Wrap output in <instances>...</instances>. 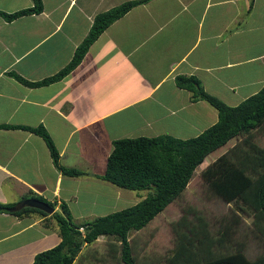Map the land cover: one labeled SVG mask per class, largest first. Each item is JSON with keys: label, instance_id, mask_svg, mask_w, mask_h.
Listing matches in <instances>:
<instances>
[{"label": "crops", "instance_id": "obj_1", "mask_svg": "<svg viewBox=\"0 0 264 264\" xmlns=\"http://www.w3.org/2000/svg\"><path fill=\"white\" fill-rule=\"evenodd\" d=\"M41 1L40 13L12 21L0 15V124L44 126L60 164L84 174L61 173L39 135L0 129L2 203L34 194L53 202L54 212L65 202L71 214L70 208L81 206L78 199L96 204L95 190L88 186L87 195H80L78 181H106L99 176L114 139L160 134L186 139L214 124L216 109L192 101L176 76H195L231 106L264 85V0H150L110 24L61 80L25 86L8 72L28 81L54 75L70 61L94 16L128 0ZM32 5V0H0V11ZM194 114L205 124L190 133ZM174 116L185 126H171ZM106 183L114 189L98 204L122 209L124 191ZM51 219L49 213H0V264H30L36 253L59 243Z\"/></svg>", "mask_w": 264, "mask_h": 264}, {"label": "trees", "instance_id": "obj_2", "mask_svg": "<svg viewBox=\"0 0 264 264\" xmlns=\"http://www.w3.org/2000/svg\"><path fill=\"white\" fill-rule=\"evenodd\" d=\"M33 5L13 13L0 11L7 21L20 16L42 11V1L32 0ZM150 0H128L94 16L91 27L76 47L70 61L57 73L40 81H28L14 72L8 75L29 87L47 85L61 80L83 59L90 45L114 21L135 6ZM178 87L191 92L192 101L203 100L217 111V121L196 136L186 139L169 134L157 136L124 137L112 141V150L107 157L105 171L99 177L113 185L130 191L147 190L137 203L98 216L93 221L76 223L65 202L60 211L51 214L58 226L60 241L55 246L35 254L30 264H73L82 247L95 242L100 236L114 238L111 255L119 247V258L124 264H136L132 255L129 233L144 228L171 202L180 197L192 179L196 168L213 151L223 147L233 138H240L226 152L202 169L200 175L214 197L232 203L230 217H221L220 228L212 231L201 216L188 229L181 230L180 220L175 229L176 241L167 264H264V148L253 141V130L264 125V85L239 104L231 106L208 93L195 76H176ZM0 129H23L42 137L48 147L54 166L64 175L79 176L83 171L60 164L59 151L50 134L39 125L0 124ZM47 202L40 195H31ZM19 202H0V213L18 217L29 213L45 212ZM192 211L193 209H187ZM251 217V232L261 252L254 259L245 254L243 242L230 244L242 215ZM118 244V245H116Z\"/></svg>", "mask_w": 264, "mask_h": 264}, {"label": "rangeland", "instance_id": "obj_3", "mask_svg": "<svg viewBox=\"0 0 264 264\" xmlns=\"http://www.w3.org/2000/svg\"><path fill=\"white\" fill-rule=\"evenodd\" d=\"M209 105V104H207ZM195 120L193 125L189 126L190 133L194 131V128L201 127L205 123L194 114ZM168 118H165L162 122L167 123ZM176 121V122H175ZM160 123L155 124L159 127ZM181 125V126H180ZM171 126H185V123L179 117L174 116L171 121ZM173 130V128H172ZM253 141L260 147L264 148V125L258 130H253ZM240 138H233L223 147L210 153L199 165L195 173L188 183L186 189L182 192L180 197L171 202L160 214L155 216L144 228L138 231H131L129 233V241L132 247V255L136 260V264H167L166 259L173 253V249L176 241V232L178 222L185 218V222L179 229L186 231L193 223L196 222V217L201 216L208 222V226L214 232L220 228L219 221L221 217H230L231 210L233 209L232 203H226L219 197H214L209 192L207 184L203 181L200 173L203 168L212 163L219 155L226 152L231 148ZM82 181V182H81ZM81 184V193L87 195L88 186L91 190H95L97 202L96 204H90L87 201L79 203L78 208H70L72 220L76 223L93 221L98 216H103L114 211L117 203L112 205L98 204L100 203L101 196L113 186L106 183V181L91 178L90 180H79ZM111 185V186H110ZM110 189V190H111ZM124 191L125 200L120 205L129 207L143 197L146 196L147 190L130 191L122 189ZM112 191H110L111 193ZM131 193L130 198L128 194ZM17 200V199H16ZM18 199L16 202H19ZM86 203V204H85ZM69 204V203H68ZM85 204V205H84ZM118 206L119 209L121 206ZM193 209L188 211L187 209ZM78 210H82V215H77ZM91 210V211H90ZM60 211V209H59ZM242 223L239 225H233L235 229L234 234L230 240V244H236V241L245 243V254L249 259H254L258 253L261 252V247H258L257 240L251 232V217L242 215ZM27 220V219H26ZM52 220V219H51ZM53 223L57 226L56 221L53 219ZM114 238L109 236H100L95 242L88 244L81 251V256L75 262V264H124L119 258V247L116 248L114 257L111 255V244H113ZM118 245V244H116Z\"/></svg>", "mask_w": 264, "mask_h": 264}, {"label": "water", "instance_id": "obj_4", "mask_svg": "<svg viewBox=\"0 0 264 264\" xmlns=\"http://www.w3.org/2000/svg\"><path fill=\"white\" fill-rule=\"evenodd\" d=\"M21 205H27L36 209H39L41 211H44L46 213L52 214L54 212V207L49 205L47 202L42 201L40 199L31 197L25 199Z\"/></svg>", "mask_w": 264, "mask_h": 264}]
</instances>
